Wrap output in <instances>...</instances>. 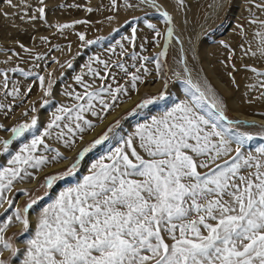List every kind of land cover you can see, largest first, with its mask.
<instances>
[{
	"label": "snow or ice",
	"instance_id": "obj_1",
	"mask_svg": "<svg viewBox=\"0 0 264 264\" xmlns=\"http://www.w3.org/2000/svg\"><path fill=\"white\" fill-rule=\"evenodd\" d=\"M148 2L155 6L154 0ZM8 3L11 5V0ZM177 3L183 6L184 0H177ZM253 4L264 10V3L255 4L253 0ZM131 6L125 4V7ZM111 7L118 9L117 0H111ZM39 12L43 19L44 8ZM158 14L162 22L169 25L164 50L150 61L156 64L159 75L160 58L167 55L173 28L172 17L167 11ZM260 24L264 28V22ZM72 27L71 24L57 25L61 32ZM147 27L156 36L161 35L154 24ZM78 35L81 41L85 40L83 34ZM256 35L260 37L259 54L264 57V32ZM135 39L136 29H133L129 43L134 45ZM120 47L123 56L126 49L123 45ZM138 58L149 61L148 57H138L135 53L130 56L134 61ZM96 62L103 65L104 74L91 68L89 71L102 81L100 86L88 91L92 85L76 77L85 88V95L77 94L75 99L85 102L78 105L74 117L73 109L59 108L61 114H54L48 124L50 130L60 128L58 122L64 121L63 129L67 131L58 133L57 139H63L66 147L75 146L73 137L83 133L84 126L94 127L82 115L89 111L93 116L98 115L94 101L105 110L110 109L119 96L128 95V88L112 76L113 66L104 60ZM114 67L129 75L124 63ZM141 69L148 74L144 63H140L136 72ZM249 70L264 76V72H258L255 67ZM14 71L25 74L22 69ZM0 75L4 76L3 87L7 89L8 76L6 73ZM38 79L44 95H50L51 85L45 89V77L38 76ZM108 79L117 86L103 83ZM138 81L143 83L140 75L130 74L132 90L137 89ZM184 84L188 100L138 125L118 147L91 164L82 180L60 191L42 209L34 234L21 253V264H264V146L256 150V155H246L243 146L253 137L232 130L240 122L229 121L222 102L215 99L209 102L198 84L191 80H185ZM260 86L264 87V81ZM6 95L15 98L19 89L8 91ZM105 96L111 97V102L106 101ZM156 99L144 100L138 107L154 103ZM158 99H164V94ZM31 111L35 112L36 108ZM73 119L76 121L74 127ZM79 121H83L84 126ZM36 127L37 118L33 116L30 123L11 128L12 138L0 140V145L8 152L13 139H19ZM48 136H51L48 130L43 136L34 135L9 161L12 167L0 170V208L7 204L5 212L12 210L0 219V257L5 251L17 255L15 244L5 233L14 221L27 233L29 209L36 203L33 200L24 208L15 207L13 199L7 196L13 183L32 176L28 168L40 169L66 159L45 143L43 137ZM106 139L107 136L96 139L84 148L64 173L49 175L45 186L52 188L57 181L73 176L86 154ZM41 146L44 151L55 154L50 159L38 154ZM0 264H11V261L0 258Z\"/></svg>",
	"mask_w": 264,
	"mask_h": 264
},
{
	"label": "rangeland",
	"instance_id": "obj_2",
	"mask_svg": "<svg viewBox=\"0 0 264 264\" xmlns=\"http://www.w3.org/2000/svg\"><path fill=\"white\" fill-rule=\"evenodd\" d=\"M13 1L15 0H11L9 5L8 0H0V73H6L8 76V88L5 89L4 76L0 75V105H3L0 109V125H3V128H0V140L11 139V128L20 123H30L33 116L37 118V127L19 139H13L8 152H5L0 145V170L12 167L9 164L12 157L25 144H29L34 135L43 136L46 130L51 132V136L43 137L45 143L51 149L59 151L66 158L64 160H67V153L85 140L86 135L97 127L100 120L116 112L123 103L137 95L138 97L109 121L95 137L80 146L70 156L68 163L60 166L59 163L64 161L61 160L59 163H49L40 169L28 168L32 176L13 183L12 190L7 196L13 199L15 207L24 208L33 200L36 203L29 209L30 227L27 233L23 231V226L15 221L5 233L6 238L12 240L18 251L16 256L5 251L0 258L10 260L11 264H21L23 259L21 253L35 231L33 222L37 223L42 209L51 203L60 191L75 186L88 174L91 164L118 147L123 139L135 132L138 125L150 122L152 117H159L166 110L189 99L185 80H193V84H198L206 93L209 102L213 99L222 102L228 119H235L239 115L264 119V87L260 86L264 76H257L249 70L255 67L258 72H264V57L259 54L260 37L256 35L257 32L264 30L260 24L264 22V10L256 8L253 0H184L183 6L178 4L177 0H169L170 3L172 2L171 7L163 0H157L171 14L172 19L174 18L171 25L174 29L172 38L181 45L182 50L186 48L188 59V63H185V50H183L180 55V60L183 62L181 67L176 55L177 48L171 40L167 46V55L160 58L159 75L156 64L150 61H154L155 57L164 50L169 25L162 22L161 16L147 1L117 0L119 7L113 10L111 0H44L43 4L40 0H29L24 5L16 7L12 14ZM126 3L132 6L125 7ZM201 3H206V7L200 13L198 5ZM261 3H264V0H255V4ZM40 8H44L43 19L40 18ZM88 8L92 11L88 12ZM51 14L54 16L52 17ZM253 20L258 22L251 23ZM76 21H87V23L77 24ZM62 24H71L73 27L64 29L63 32L58 31L57 25ZM148 24H154L161 35L156 36L155 32L147 27ZM175 27L180 30L183 41H180L182 39L176 34ZM133 29H136L134 45L129 43ZM78 33L84 35V41L79 39ZM121 45L126 49L123 56ZM253 52L256 53L255 56L252 55ZM133 53L138 57H148L149 61H142L139 58L134 61L130 59ZM98 59L107 61L113 66L112 76L115 77L116 82L128 88V95L119 96L112 107L105 110H101L99 103L94 101L98 115L93 116L90 111L82 114L94 127L89 129L83 125V121H79L86 130L73 137L75 140L73 148L66 147L63 139L57 140L58 133L67 131L63 129L64 121L58 122L61 124L60 128L54 127L50 130L48 124L54 119V114H61L58 112L59 108L73 109L74 117L78 105L85 102L75 99L77 94L85 95V88L77 82L76 77L80 76L86 85H92L88 91H95L100 86L102 81L89 71L91 68L101 75L104 74L103 65L96 62ZM117 63H124L129 75L114 67ZM140 63H144L148 74H145L143 69L136 72ZM16 69H22L26 75L14 71ZM133 73L140 75L143 80V83L137 82L136 90L130 87V74ZM38 76L45 77V89L49 88V84L51 85L50 95H44ZM103 83L117 86L111 79ZM17 88L19 95L15 98L6 95V92ZM209 88L211 92L208 91ZM161 93L164 94V99H158ZM104 98L111 102V97ZM152 98H157L154 103L138 107L143 105L144 100ZM33 107L36 108L35 112L31 111ZM25 112L28 113L27 116L24 115ZM71 123L74 127L76 121L73 119ZM232 130L253 137L243 146L242 151L246 155H256V150L264 146L262 126L240 122L235 124ZM80 136L83 137L82 140ZM104 136H107V139L86 154L73 176L57 181L52 188L45 186L49 175L64 173L84 148ZM38 154L50 159L55 153L44 151L41 146ZM88 155L89 166L85 169L87 171L83 172L80 168ZM36 177H38L37 182L32 185ZM57 185H60L59 188L53 192ZM7 207L5 204L0 208V219L11 213L12 210L5 212Z\"/></svg>",
	"mask_w": 264,
	"mask_h": 264
},
{
	"label": "bare ground",
	"instance_id": "obj_3",
	"mask_svg": "<svg viewBox=\"0 0 264 264\" xmlns=\"http://www.w3.org/2000/svg\"><path fill=\"white\" fill-rule=\"evenodd\" d=\"M147 1V3L150 5V7H152L153 9H155L156 10V12L157 13H159L160 11H166L165 10V7L163 6V4H161V3H159L157 0H154V3H155V6H153V3H150V2H148V0H145V2ZM161 1V0H160ZM14 2V3H13ZM12 2V9H11V13L13 14L14 12H13V10H16L15 8L16 7H18V6H20V5H24V3L25 2H29V0H15V1H13ZM163 2H165L166 3V5H168V6H170L171 5V3H170V1L169 0H163ZM207 3V2H206ZM206 3H201V4H199L198 5V12H200V11H202L203 9H204V7H206ZM3 4V3H2ZM1 4V5H2ZM28 4V3H27ZM4 5V4H3ZM10 5V4H9ZM8 6V5H7ZM25 6H26V4H25ZM24 6V7H25ZM10 7V6H9ZM171 7V6H170ZM173 8V7H172ZM193 8H194V6H193ZM7 9V8H6ZM9 9V8H8ZM21 9H22V7H21ZM52 11V10H51ZM197 11V10H196ZM16 12V11H15ZM9 13V12H8ZM11 13H9V14H11ZM51 13V12H50ZM201 13V12H200ZM53 14V13H52ZM51 14V15H52ZM170 16H171V14H169ZM54 15H52V17H53ZM58 18V17H57ZM57 18H55V19H57ZM52 19V18H51ZM61 20V19H60ZM92 20V19H91ZM174 21V18L172 19V22ZM53 24H54V21H53ZM104 25V24H103ZM104 27V26H103ZM174 30V29H173ZM175 32H176V34L177 35H179V37L182 39V40H180V41H183L184 40V38L181 36V32H180V30L178 29V28H176L175 27ZM174 32V33H175ZM262 32H264V30H262ZM61 33V32H60ZM66 34H68V33H66ZM69 35V34H68ZM175 35V34H174ZM177 35H176V37H177ZM175 37V38H176ZM56 39V38H55ZM59 39H61V38H58V40ZM143 39V38H142ZM177 39V38H176ZM178 40V39H177ZM69 41V40H68ZM179 41V40H178ZM172 42L174 43V45L176 46V48H177V50H176V55H177V58H178V60H179V63H180V65H181V67H183L182 66V63L183 62H181V60H180V55L182 54V51L183 50H185V59H186V62L185 63H188V59H187V55H186V48H185V44H184V48L185 49H181V45H179V43L176 41V40H174L173 38H172ZM57 43H58V41H57ZM68 43V42H67ZM180 44H181V42H180ZM183 47V46H182ZM184 52V51H183ZM184 54V53H183ZM183 56V55H182ZM185 59H182V60H185ZM184 63V64H185ZM190 73V72H189ZM188 75V74H187ZM191 75V74H190ZM191 79V78H190ZM193 81V80H192ZM157 85V84H156ZM158 87V86H157ZM156 87V88H157ZM153 88H154V86H153ZM156 91V90H155ZM152 92V91H151ZM136 94V93H135ZM137 95V94H136ZM137 97H138V95L137 96H135L134 98L133 97H131V98H133L132 100H130V101H128V102H125V103H123V105L122 106H120L117 110H116V108H115V110H116V112H113V113H110L109 115H107V116H105L106 118H104V119H102V120H100V122H99V124L97 125V127H95L93 130H91V131H89V133L86 135V137L84 138L85 140H83L82 142H80L79 144H78V146L76 147V148H74L73 150H71V151H69L68 153H67V155H68V159L67 160H64V161H61L60 163H59V165L61 166V165H64V164H66V163H68L69 162V159H70V156L75 152V151H77L79 148H80V146H82L83 144H85L88 140H90V139H92L93 137H95L96 135H97V133L99 132V131H101V129H103L104 128V126L109 122V121H111L113 118H115L116 116H118V114L119 113H121L122 111H124L134 100H136L137 99ZM237 118H242V119H245V120H248V121H257L258 123H260V126H261V124H263L264 125V119H261V118H258V117H251V116H244V115H239V116H237ZM263 128H264V126H262ZM54 140V139H53ZM58 140V139H57ZM55 142V141H54ZM58 145V144H57ZM60 145H61V143H60ZM73 148V147H72ZM64 150V149H63ZM89 162H90V160H89V155H88V157L84 160V162L82 163V165H81V168H80V170H82L83 172H84V170L89 166ZM57 164V163H56ZM52 166V165H51ZM48 167H50V166H48ZM52 169V168H51ZM47 170V169H46ZM50 170V169H49ZM87 170H85V172H86ZM46 172V171H45ZM44 173V171L42 172V174ZM39 177V176H38ZM38 177H36L34 180H33V182H32V185H34L36 182H37V178ZM58 187H54V189L52 190L53 192L56 190V189H58L59 188V186L60 185H57ZM62 188V187H61ZM31 216H32V213H31ZM33 218V217H32ZM32 223V222H31ZM36 223V222H35ZM34 222H33V224H32V226L34 227L36 224H35ZM19 227H20V224H19Z\"/></svg>",
	"mask_w": 264,
	"mask_h": 264
},
{
	"label": "water",
	"instance_id": "obj_4",
	"mask_svg": "<svg viewBox=\"0 0 264 264\" xmlns=\"http://www.w3.org/2000/svg\"><path fill=\"white\" fill-rule=\"evenodd\" d=\"M228 119V118H227ZM229 121H233V122H235V121H239V122H241V123H243V124H247V125H258V126H260V123H258V122H255V121H247V120H245V119H242V118H235V119H228ZM261 126H264L263 124H261Z\"/></svg>",
	"mask_w": 264,
	"mask_h": 264
}]
</instances>
